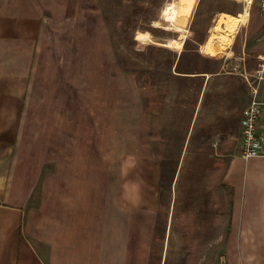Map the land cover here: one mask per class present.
<instances>
[{"label": "rangeland", "instance_id": "rangeland-1", "mask_svg": "<svg viewBox=\"0 0 264 264\" xmlns=\"http://www.w3.org/2000/svg\"><path fill=\"white\" fill-rule=\"evenodd\" d=\"M245 1L76 0L77 26L59 28L54 36L60 37L54 67L60 178L92 179V196L105 190L110 201L118 196L123 205L138 194L140 206L157 216L149 264L186 260L185 254L180 259L179 252L160 249L169 213L176 226L179 213L191 223L196 214L210 213L214 196L224 230L222 179L238 146L248 80L252 83L260 57L254 54L264 53L260 0L235 14ZM84 22L88 25H78ZM67 30L75 36L64 42ZM234 77L246 87L245 101L230 96L239 94ZM46 128L51 131V124ZM197 221L208 227L207 219ZM206 237L212 239L211 233ZM219 253L205 251L204 262L225 264Z\"/></svg>", "mask_w": 264, "mask_h": 264}, {"label": "crops", "instance_id": "crops-1", "mask_svg": "<svg viewBox=\"0 0 264 264\" xmlns=\"http://www.w3.org/2000/svg\"><path fill=\"white\" fill-rule=\"evenodd\" d=\"M251 1L235 14L250 9ZM75 2L0 0V264H149L156 243L157 216L140 206L138 194L123 205L118 196L110 201L105 190L92 196V179L60 178L59 82L54 81L60 37L54 36L59 28L77 26ZM70 35L74 31L67 30L62 40ZM233 80L239 94L230 96L245 101L243 81ZM259 95L264 97L261 84ZM238 135L222 179L224 230L214 196L210 213L196 214L191 223H184L182 213L179 226L171 213L164 219L160 249L179 252L180 259L185 254L182 264H206L205 251L223 252L225 264H264V159L240 155V121Z\"/></svg>", "mask_w": 264, "mask_h": 264}, {"label": "built area", "instance_id": "built-area-1", "mask_svg": "<svg viewBox=\"0 0 264 264\" xmlns=\"http://www.w3.org/2000/svg\"><path fill=\"white\" fill-rule=\"evenodd\" d=\"M259 5L264 11V0H260ZM252 77V83L248 80L249 102L240 120V155L245 159H264V97L259 95L260 84L264 81V53L260 55L258 67Z\"/></svg>", "mask_w": 264, "mask_h": 264}]
</instances>
